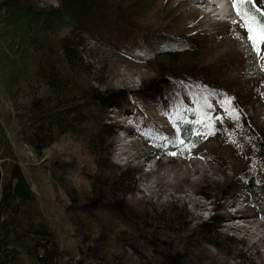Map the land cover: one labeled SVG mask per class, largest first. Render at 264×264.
<instances>
[{"label": "rangeland", "instance_id": "rangeland-1", "mask_svg": "<svg viewBox=\"0 0 264 264\" xmlns=\"http://www.w3.org/2000/svg\"><path fill=\"white\" fill-rule=\"evenodd\" d=\"M20 1L63 8V0ZM89 1L93 9L50 35L60 40L77 28L78 81L116 96L117 109L93 103L87 124L38 155L19 133L29 93L12 96L0 80V122L17 156L0 159L3 174L20 165L69 264H159L168 248L200 264L191 232L206 222L217 234L204 237L202 261L264 264V201L248 190L264 184V68L243 22L233 9L229 18L210 13L214 0ZM0 43L3 56L9 39ZM99 124L112 166L104 157L99 167L88 144ZM113 167L125 173L114 187Z\"/></svg>", "mask_w": 264, "mask_h": 264}, {"label": "trees", "instance_id": "trees-1", "mask_svg": "<svg viewBox=\"0 0 264 264\" xmlns=\"http://www.w3.org/2000/svg\"><path fill=\"white\" fill-rule=\"evenodd\" d=\"M91 2L63 0L62 9L52 8L49 12L26 9L20 0L0 2V42L4 38L9 39L10 46L6 54L0 55V80L4 90L12 96L29 93L26 97L30 106L23 108L24 115L19 116L27 123L19 133L38 155L69 131H77L87 124L94 112L93 103L96 102L100 108L109 106L112 109L118 105L115 103L116 96L96 91L88 82L78 81L76 70L85 63L81 54L84 42L75 34L77 28L70 26L72 31L60 40H53L50 35L62 30L63 19L73 22L83 9H93L94 6L87 8ZM96 13L94 17H97ZM62 14L66 17L62 18ZM39 90L45 91V94L37 97ZM101 125L97 126L98 132L92 136L95 137L90 135L88 140L94 156L98 157L99 167L104 166L100 159L106 157L109 165L111 157L107 154L104 127ZM249 128L251 133L261 136L253 127ZM182 136L186 146L193 144L188 134L183 132ZM0 153L2 160L17 158L1 122ZM2 168L3 162L0 163V264H69V254L62 249L57 234L45 221L39 200L20 165L16 162L8 165L5 174ZM116 170L113 167L112 187L122 184L121 180L125 177L122 169L118 173ZM137 174L131 177L133 185ZM248 190L256 201H264V184L251 182ZM112 193L118 198L129 194L115 189ZM213 224L203 223L191 232L196 234L192 254L200 264H211L201 258L206 244L204 237L217 234L212 230ZM185 260V256L171 248L159 254V264H184Z\"/></svg>", "mask_w": 264, "mask_h": 264}, {"label": "snow or ice", "instance_id": "snow-or-ice-1", "mask_svg": "<svg viewBox=\"0 0 264 264\" xmlns=\"http://www.w3.org/2000/svg\"><path fill=\"white\" fill-rule=\"evenodd\" d=\"M230 3L236 16L243 22L242 27L247 32V41L254 58L258 59L261 62V67L264 68V51H262V45H264V8L258 6L257 0H230ZM179 143L183 144V140H180ZM170 155H176V153H170Z\"/></svg>", "mask_w": 264, "mask_h": 264}, {"label": "bare ground", "instance_id": "bare-ground-1", "mask_svg": "<svg viewBox=\"0 0 264 264\" xmlns=\"http://www.w3.org/2000/svg\"><path fill=\"white\" fill-rule=\"evenodd\" d=\"M201 2H203V0H201ZM206 2V1H205ZM200 3V2H199ZM210 6L212 7L211 12L210 13H215V12H220L221 11V15L219 14V16L222 17H230L232 16V8L231 6H229V4L226 2V0H214L213 3H210ZM218 3V4H217ZM208 4V5H209ZM216 8V9H215ZM226 11V12H225ZM229 20V19H228ZM112 109V108H110ZM113 109H117V108H113ZM162 115V114H161ZM142 119V118H141ZM123 136V135H122ZM124 137V136H123ZM130 137L129 135L126 136L125 138ZM132 138V137H131ZM135 140V139H134ZM240 212V211H239Z\"/></svg>", "mask_w": 264, "mask_h": 264}]
</instances>
